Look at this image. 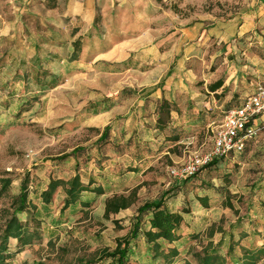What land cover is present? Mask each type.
Masks as SVG:
<instances>
[{"label":"rangeland","instance_id":"rangeland-1","mask_svg":"<svg viewBox=\"0 0 264 264\" xmlns=\"http://www.w3.org/2000/svg\"><path fill=\"white\" fill-rule=\"evenodd\" d=\"M48 1L33 0L31 6L21 13L18 10L0 9V13L6 16L5 23L0 21V223L4 220L5 209L27 178L28 196L32 203L18 216L33 236L20 249L16 238H9V249L13 253L10 263L109 264V258L98 257L100 250L112 248L116 237L128 231L131 215L139 203L155 198L168 186L179 183L168 171L171 166L179 167L194 151L204 152L211 147V128L220 120L223 106L204 107L206 123L188 127L173 151L164 148L159 152L150 167L141 173L140 180L129 178V187L137 186V198L129 207L104 217L105 198L114 192L126 194L132 187L115 186L100 195H95L88 187L81 192L80 199L74 205L60 212L67 180L77 169L72 156L63 159L58 156L75 146L88 147L90 156L86 158L83 155L78 159L80 176L87 184L85 162L90 161L94 174L95 154H98L94 144L99 132L104 126H110L109 140L103 151L112 154L113 137L125 124L127 128L135 122L138 124L141 115H131V112L136 109V102L145 94V89L163 82L164 65L161 63L153 69H143V66L160 60L141 50L154 44L149 36L141 41L135 38L125 40L121 43L122 47L113 54L111 52L112 58L105 61L99 59V50L110 49L118 44L119 38L131 33V26L136 23L132 14L142 16L140 8L136 10L130 6L117 13L114 9L105 11L104 14L111 17V23L105 27L107 30H103V39L85 35L82 39L75 37L76 41L70 40L72 23H66L64 26L51 25L58 30L62 42L57 47L50 42H42L40 31L46 28V18L62 22V10L48 9ZM155 1L160 14L166 15V11L186 20L200 18L205 22L235 14L251 2ZM18 13L22 20H18ZM118 32L127 33L118 35ZM158 33L159 28L154 29L153 37ZM212 41L204 43L207 49L204 54H215L213 60L220 62L229 50L227 42ZM258 44L264 45V41ZM187 46L188 43L181 49L185 55ZM124 48L137 50L127 58ZM182 57L180 68L195 63L190 57L183 62ZM243 60V55L236 54L234 57V63L239 67ZM231 63L225 62V67ZM252 64L251 67L255 69L256 63ZM125 65L134 67L121 69ZM175 65L174 60L171 66ZM209 67L206 60L204 70ZM261 71L253 87L264 84V67ZM54 81L58 83L50 86ZM123 86L135 88L138 95L128 101L118 100V105L106 110L105 105L111 102L107 96H112ZM261 116L259 119L263 121L264 113ZM109 174L107 180L103 181L105 186L106 182L114 180L111 179L113 173ZM51 177L61 178L64 182L57 185L50 201L44 202L41 191L47 187ZM101 181L97 179L96 183ZM208 184L212 185L209 189ZM205 192H208L207 205L198 197ZM85 200H90V203L83 204ZM167 204L173 209L182 210L184 215L180 228V254L171 264H201L203 253L211 248L223 254V264H233L232 255L226 253L229 244L233 248V256L239 258H242L245 247L262 244L264 130L248 140L242 152L229 153L221 159L217 168L202 170L194 180L180 186L178 192L169 195ZM130 258V264H147L144 246L139 245ZM158 263L163 264L161 260ZM256 264H264V257Z\"/></svg>","mask_w":264,"mask_h":264},{"label":"crops","instance_id":"crops-1","mask_svg":"<svg viewBox=\"0 0 264 264\" xmlns=\"http://www.w3.org/2000/svg\"><path fill=\"white\" fill-rule=\"evenodd\" d=\"M32 1L0 0V9L18 10L21 13L24 9L31 6ZM48 2V9L62 10L60 13L62 22L55 18H46V22H44L46 28L41 29L42 32L39 31L43 37L42 40L45 39L48 44L50 42L52 46L56 45V47L62 42L59 40L58 30L51 25L64 26L66 23H72L70 31L72 38L70 40L73 41L75 37H81L82 39L85 35H90L96 39H103L102 37L105 34L103 30H107L105 27L111 23V17L105 15L106 10L112 11L114 9L117 10V13L130 6V8L136 10L140 8L143 12L142 16L137 13L132 14L136 23L132 24L130 34L126 35L127 32L125 34L118 32V35L126 36L119 38L118 44H115L110 49H101L97 52L100 55L99 59L105 61L112 58L110 55L115 53L116 49L122 47L121 43L123 41L133 40L134 38L141 41V39L149 36L150 40H154V44H151L149 48H142L141 50L152 54L154 59L159 58L160 60L156 62L155 59L154 64L143 66V69L150 70L161 63L164 65V70L162 71L163 82L160 85L145 89L143 91L145 93L144 98H149L148 103L146 104L145 102L144 105L143 99L137 100L136 109H133L131 112L133 113L131 115L136 116V113L141 115L138 124L135 122L129 128L125 124L120 129V132L121 130L125 131V137H128L134 128L139 129L143 125V121L153 122L155 120L157 115L154 111L155 100L162 96L178 103L183 111L189 105L204 109V107H221L230 102L235 104L241 103L247 94L254 89L253 84L254 82L257 83L256 79L264 67V59L250 49L252 44L264 41V0H251L247 6H243L235 14L228 17L214 18L210 22H205L200 18L186 20L181 17L179 18L176 14L170 15L164 11L170 17L167 18L165 14L159 13V5L155 0H49ZM142 3L146 6H143L144 4L142 5ZM19 13L18 20H22ZM14 20L16 21L17 18ZM0 21L1 23L6 22L5 14L0 13ZM39 21L43 23L41 19ZM123 24L122 22L121 25L123 26ZM158 28L160 34L158 33L157 36L153 37L152 33L154 29ZM227 37L229 38L226 39ZM211 40H213L212 42H227L229 50L220 62L216 59L213 60L215 54H204L207 50L204 43H209L208 41ZM186 43H188L186 48L188 51L185 55L181 49L185 48L184 45ZM136 50L124 48V56L128 58L132 53L135 54ZM236 54L237 56L243 55L244 60L241 67L234 63ZM147 56L151 57L150 55ZM180 56H183V62L184 59L190 57L193 58L192 60L195 63H190L191 65H188L186 68L185 66H181L180 68ZM252 59H255V61ZM174 60L176 65L171 66ZM206 60L209 61L210 67L204 70ZM225 62L232 63L225 67ZM252 63H256L255 69L251 67ZM130 67L134 66L125 65L121 66V69ZM219 78L223 80L222 84L216 89L211 90L208 87L209 83ZM221 91H223V94ZM129 99H132V97L124 98L121 102L128 101ZM119 103L113 105L106 104V110ZM172 115L176 116L177 112L172 111ZM260 117L262 118V116ZM124 159L125 161H129L127 157L121 158L120 156H116L113 158L117 165H120L122 161L124 162ZM150 164L151 161L145 167H148ZM142 172L143 169L138 173V177L134 176L132 172L126 173L124 177L113 173L111 179L115 181L110 180L109 182L117 185L124 183L121 185V188L128 189L132 187V185L130 187L128 185L130 177L133 178V181H135L134 177L140 180ZM133 181H130V183Z\"/></svg>","mask_w":264,"mask_h":264},{"label":"trees","instance_id":"trees-1","mask_svg":"<svg viewBox=\"0 0 264 264\" xmlns=\"http://www.w3.org/2000/svg\"><path fill=\"white\" fill-rule=\"evenodd\" d=\"M42 42H46V40L44 39ZM250 49L264 59L263 44H252ZM222 81L221 78L216 79L209 83L208 87L214 90L222 84ZM57 83L58 81H54L50 86H54ZM258 85H256L247 96L255 92ZM221 93L223 94V91H221ZM137 95L138 90L135 88L123 87L116 94L107 96V98L111 100V102H109L110 105H113L119 103V101L124 98ZM140 99H143L145 105V102L146 104L148 103L147 101L149 98H144L143 95ZM155 101L156 105L154 111L157 113L155 120L153 122L143 121V125L139 129L134 128L128 137H125V131L121 130V132L116 134L112 139V154L103 151L104 145L109 140L110 126L106 125L101 129L94 144V146L96 145V150H98V154H95L96 171L94 174L96 176L91 171L90 161L87 160L85 162V168L87 169L85 170V174H87V184H84L80 176L78 159L83 155H85L86 158L90 156L88 147L75 146L71 150L58 156L59 159L72 156L77 169L67 180L68 186L65 190L66 194L63 198L60 212L70 205H74L78 199H80L81 192L88 189V187L94 191L95 195H100L109 188H114L115 186L121 187V185L124 184L119 183V185H117L113 184V182H106V187L103 181L107 180V176L110 175L109 173H115L120 177H124L126 173L132 172L134 176L138 177V173L142 169L144 172L146 168L150 167V165L148 167L145 166L152 161L159 152H162L164 148L173 151L177 142L181 141L184 137V131L188 127L206 123V113L203 108L199 109L193 105H189L186 107L185 111H183L178 103L170 101L163 96L157 98ZM239 104L240 103L235 104L230 102L223 105L220 120L229 109ZM172 111H176L177 115L173 116ZM263 124L264 120L261 122L260 131L264 130ZM256 136L246 139L243 148L237 152H242L246 147L247 141ZM232 152L233 151L224 155L214 156L193 174L182 179H177L179 182L178 184L168 186L159 196L146 199L139 203L131 215V225L128 231L116 237L115 245L112 248L101 249L98 257L109 258V264H130L132 261L130 256L135 253L139 245H143L147 256V264H159L158 261L160 260L163 264H171L175 256L180 254L179 243L182 236L180 228L184 221V215L182 210L173 209L167 204L169 195L178 192L180 186L185 185L188 180H194L202 170L217 168L221 159ZM116 156H120L121 158L127 157L129 161H125L124 159V162L122 161L120 165H117L116 161L114 162L113 160ZM97 179H101L102 181L96 183ZM63 182L64 180L61 178L51 177L47 187L41 191L43 201H50L52 192L57 185ZM209 187L211 188L212 185L208 184L207 189H209ZM136 188L137 186L135 185L130 188L126 194L114 192L107 196L104 201L103 216L109 217L111 214H116L120 210L133 204L137 198ZM198 197L207 205L208 192ZM30 203L32 202L28 196V180L26 178L21 183L20 190L13 197L10 206L5 209L4 220L0 223V264H11L10 259L13 253L10 251L8 245L10 237L16 238L19 245L18 249L24 244L29 243L32 239L33 234L25 227L18 216L20 212L28 209ZM89 203L90 200H85L83 204L87 205ZM184 211H187V209H184ZM232 251L233 248L231 244H229L226 253L232 255L233 264H256L259 259L264 257V242L258 246L251 245L245 247L242 258L233 256ZM223 260H225L223 254H219L216 248H211L203 253L201 264H223ZM92 261L95 260H91V262ZM36 264L44 263L36 262Z\"/></svg>","mask_w":264,"mask_h":264},{"label":"built area","instance_id":"built-area-1","mask_svg":"<svg viewBox=\"0 0 264 264\" xmlns=\"http://www.w3.org/2000/svg\"><path fill=\"white\" fill-rule=\"evenodd\" d=\"M262 113L264 84H259L255 92L244 98L238 106L229 109L223 118L212 126L211 147L204 152L194 151L179 167L171 166L168 170L170 175L182 179L196 172L214 156L241 150L246 139L260 132L262 120L259 118Z\"/></svg>","mask_w":264,"mask_h":264}]
</instances>
